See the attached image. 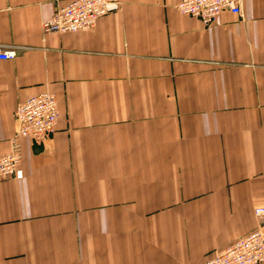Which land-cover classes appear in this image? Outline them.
<instances>
[{
    "label": "crops",
    "instance_id": "obj_1",
    "mask_svg": "<svg viewBox=\"0 0 264 264\" xmlns=\"http://www.w3.org/2000/svg\"><path fill=\"white\" fill-rule=\"evenodd\" d=\"M71 1L0 0V155L19 103L58 109L0 180V264H205L264 222V0L209 26L181 0H117L45 33Z\"/></svg>",
    "mask_w": 264,
    "mask_h": 264
},
{
    "label": "built area",
    "instance_id": "obj_2",
    "mask_svg": "<svg viewBox=\"0 0 264 264\" xmlns=\"http://www.w3.org/2000/svg\"><path fill=\"white\" fill-rule=\"evenodd\" d=\"M242 0H181L179 12L198 19L204 26L217 23L223 11L242 16ZM117 0H72L57 9L42 23L45 33H66L92 30L97 20L118 7ZM15 56V51L0 49V60ZM58 119L54 95L41 93L19 103L14 111L16 132L10 141V151L0 155V180L22 179V148L20 140L28 138L34 143L48 140L55 131ZM254 215L264 217V207H257ZM264 263V222L243 239L227 246L205 264H262Z\"/></svg>",
    "mask_w": 264,
    "mask_h": 264
}]
</instances>
